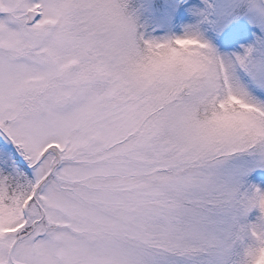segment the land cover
<instances>
[{
    "label": "snow or ice",
    "instance_id": "6c2138e0",
    "mask_svg": "<svg viewBox=\"0 0 264 264\" xmlns=\"http://www.w3.org/2000/svg\"><path fill=\"white\" fill-rule=\"evenodd\" d=\"M257 170L264 0H0V264H264Z\"/></svg>",
    "mask_w": 264,
    "mask_h": 264
},
{
    "label": "trees",
    "instance_id": "16d2710c",
    "mask_svg": "<svg viewBox=\"0 0 264 264\" xmlns=\"http://www.w3.org/2000/svg\"><path fill=\"white\" fill-rule=\"evenodd\" d=\"M264 175L254 173L248 178L249 184H255L257 187L261 189V191H264ZM259 210H255L253 214H250L248 219L250 221H255L256 217L259 216Z\"/></svg>",
    "mask_w": 264,
    "mask_h": 264
},
{
    "label": "rangeland",
    "instance_id": "374dc122",
    "mask_svg": "<svg viewBox=\"0 0 264 264\" xmlns=\"http://www.w3.org/2000/svg\"><path fill=\"white\" fill-rule=\"evenodd\" d=\"M254 173L264 175V170H257V172H254ZM254 173H253V174H254ZM248 184H249V183H248ZM248 184L245 185V188L248 186ZM243 190H244V189H242V191H243ZM254 211H255V210H253L250 214H253ZM250 214H249V215H250Z\"/></svg>",
    "mask_w": 264,
    "mask_h": 264
}]
</instances>
